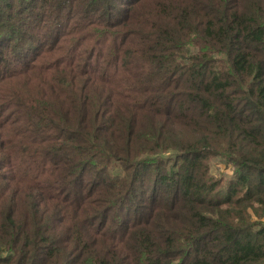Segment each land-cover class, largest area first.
<instances>
[{
    "label": "trees",
    "instance_id": "obj_1",
    "mask_svg": "<svg viewBox=\"0 0 264 264\" xmlns=\"http://www.w3.org/2000/svg\"><path fill=\"white\" fill-rule=\"evenodd\" d=\"M0 264H264V0H0Z\"/></svg>",
    "mask_w": 264,
    "mask_h": 264
},
{
    "label": "rangeland",
    "instance_id": "obj_2",
    "mask_svg": "<svg viewBox=\"0 0 264 264\" xmlns=\"http://www.w3.org/2000/svg\"><path fill=\"white\" fill-rule=\"evenodd\" d=\"M232 167L231 162L224 160L220 156H215L211 160V168L214 174H223L228 177L232 173Z\"/></svg>",
    "mask_w": 264,
    "mask_h": 264
}]
</instances>
